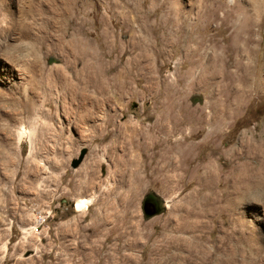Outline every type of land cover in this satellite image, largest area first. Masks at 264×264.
I'll list each match as a JSON object with an SVG mask.
<instances>
[{"label": "rangeland", "instance_id": "374dc122", "mask_svg": "<svg viewBox=\"0 0 264 264\" xmlns=\"http://www.w3.org/2000/svg\"><path fill=\"white\" fill-rule=\"evenodd\" d=\"M254 1L0 0V264H264Z\"/></svg>", "mask_w": 264, "mask_h": 264}, {"label": "bare ground", "instance_id": "6f19581e", "mask_svg": "<svg viewBox=\"0 0 264 264\" xmlns=\"http://www.w3.org/2000/svg\"><path fill=\"white\" fill-rule=\"evenodd\" d=\"M216 2H218V0H216ZM254 2H257L259 5H261L262 3H263V0H255ZM261 2V3H260ZM256 3V4H257ZM164 5H167V4H165L164 3ZM258 6V5H257ZM262 7V6H261ZM239 8V6L236 4H234V6H233V8L231 7V10L230 11H228V15L230 14V13H232L234 10H236V9H238ZM180 10V9H179ZM176 11V9L174 8V12ZM234 14V13H233ZM176 15V16H175ZM175 15H173V16H175L176 18H172L171 17V19H169L168 20V23L165 25V27L163 26L162 27V29H161V31L163 30L164 32L166 31V36H168V38L169 37H171V35H176V37H179L180 36V34H181V31H182V26H183V24H184V22L185 21H183V17L184 16H182V13H181V11H177V13L175 14ZM178 19L180 20V22L178 21ZM182 20V21H181ZM135 21H136V19H135ZM141 21H143V20H141ZM130 22V23H129ZM144 22V21H143ZM132 23H134V19H133V21H132V18H130V21L128 20V31H129V33L131 34V37L133 36L134 38H136L134 35H135V30H134V28H133V26H132ZM142 23V22H141ZM143 29H144V27H143ZM142 29V30H143ZM144 31V30H143ZM140 32V31H139ZM144 32H146V31H144ZM137 33V32H136ZM171 33H173V34H171ZM139 37V36H138ZM174 37V36H173ZM176 41V40H175ZM177 42V41H176ZM175 44V43H174ZM177 44V43H176ZM144 51V50H143ZM189 51V50H188ZM156 52V51H155ZM194 53H196V49H193L192 50V54H194ZM86 71H87V69H86ZM20 135L21 136H27V133L25 132V129L23 128V127H21L20 128ZM91 204V199H80V200H78V201H76V203H75V210L77 211V212H83V211H86L87 209H88V207H89V205ZM165 204V206H167V202H165L164 203ZM253 264H256V263H253Z\"/></svg>", "mask_w": 264, "mask_h": 264}, {"label": "water", "instance_id": "95a60500", "mask_svg": "<svg viewBox=\"0 0 264 264\" xmlns=\"http://www.w3.org/2000/svg\"><path fill=\"white\" fill-rule=\"evenodd\" d=\"M82 156L80 157V159L74 160L71 163L72 169H75L79 165V163L82 160ZM164 203L165 201H162L161 199H159L157 196L153 195L152 193L145 195L142 201V212H143L144 217L146 219H149L151 217L161 215L166 208Z\"/></svg>", "mask_w": 264, "mask_h": 264}, {"label": "built area", "instance_id": "2783aa9c", "mask_svg": "<svg viewBox=\"0 0 264 264\" xmlns=\"http://www.w3.org/2000/svg\"><path fill=\"white\" fill-rule=\"evenodd\" d=\"M47 218L46 216L38 217L34 229L38 230L42 228L47 223Z\"/></svg>", "mask_w": 264, "mask_h": 264}]
</instances>
